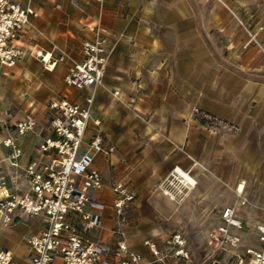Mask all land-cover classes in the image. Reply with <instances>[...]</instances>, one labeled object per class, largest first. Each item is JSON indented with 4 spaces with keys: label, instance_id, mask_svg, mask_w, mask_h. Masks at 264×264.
Instances as JSON below:
<instances>
[{
    "label": "crops",
    "instance_id": "1",
    "mask_svg": "<svg viewBox=\"0 0 264 264\" xmlns=\"http://www.w3.org/2000/svg\"><path fill=\"white\" fill-rule=\"evenodd\" d=\"M76 1L79 5L72 0H22V5L36 12L19 41L24 56L13 66L0 65V71L7 74L14 67L21 69L26 53L32 55L35 51L50 56L54 66H46L38 55L35 61L27 59L25 63L37 70L42 62L50 75L52 70L60 69L63 80L64 65L81 60V41L92 36L97 24L106 30L110 54L102 82L82 89L88 93L84 98L75 94L78 99L74 102L85 104L92 96L90 124L98 121L99 129L104 131V146H113L112 151L93 156L92 164L103 181L102 188L93 192L105 205L100 220L108 228L113 225L111 186L118 181L125 183L135 194L125 210L135 217L134 222L124 226L126 242L130 250L151 260L144 240L153 241L165 251L170 233L185 220L184 205L173 201L158 184L176 174L183 185L194 187L196 180L184 170L190 168L189 160L207 161L208 156L212 159L217 153L210 146L212 131L204 132L207 123L201 124L194 108L206 114L211 119L208 123L216 129L227 122L238 126L246 138L257 137L254 141L244 139L240 154L246 166L249 161L258 162L257 168L246 169V176L264 178V168L259 164L264 162V138L260 139L264 137V0ZM29 39L33 43L26 42ZM40 42L49 46L43 47ZM62 54L63 61H58ZM46 109L40 118L35 108H30L17 119L33 114L35 132L17 134V121L0 124V166L4 164L10 176L22 175L25 166L39 157L37 144L47 133ZM6 136L11 137L19 152L16 165L8 159L11 147L2 143ZM232 153L226 152L230 160ZM178 169L189 174L194 184H187ZM236 187L243 193L242 182ZM226 207L233 206H223L215 228ZM35 217H39L40 228L27 235L39 233L46 225L42 216ZM234 217L241 221V227L229 226L228 233L239 238L237 246H220L214 241L220 254L212 264L233 260L232 253L259 245L255 225L260 221L248 223L235 209ZM27 235L21 241L26 252L22 264H29L23 240ZM106 240L114 244L115 237L108 233ZM6 249L17 259L14 250ZM167 261L201 264L194 252L188 260L169 254Z\"/></svg>",
    "mask_w": 264,
    "mask_h": 264
},
{
    "label": "built area",
    "instance_id": "2",
    "mask_svg": "<svg viewBox=\"0 0 264 264\" xmlns=\"http://www.w3.org/2000/svg\"><path fill=\"white\" fill-rule=\"evenodd\" d=\"M74 5H79L72 0ZM36 16L30 7L20 0H0V65L13 66L24 56L19 41L29 22ZM238 22L242 21L237 18ZM148 24L146 20H143ZM106 30L95 25L93 34L81 41V60L64 65V82L76 89H86L101 84L110 49L106 46ZM38 55V53H37ZM40 56L46 66H54L50 56ZM64 55L57 57L63 61ZM92 96L80 104L66 97L49 101L46 109L47 133L40 138L36 151L39 157L28 163L20 176L10 177V186L0 184V221L10 225L17 220L42 216L45 227L37 234L23 238L29 264H168L167 257L189 259L184 248L186 240L179 228H175L165 241L162 251L153 241L144 240V245L153 256L151 260L129 249L124 226L135 221L125 210L134 200L135 194L123 182H115L111 189L114 198L111 207L113 225L106 227L100 218L105 205L93 194L103 186L101 173L93 166L97 152H110L113 146H104V138L93 121L90 127ZM195 114L201 112L194 108ZM206 117V114H201ZM33 114L14 125V131L23 135L35 132ZM94 127V128H93ZM89 132L88 140L84 141ZM2 143L11 147L8 156L16 165L19 155L14 141L6 136ZM23 180L25 185L22 186ZM20 182V184H19ZM236 194L242 190L237 187ZM221 223L212 231L213 240L220 246L228 243L237 246L239 238L229 236L228 227H241L234 217V207H226L221 214ZM259 245L246 246L232 253L234 258L223 264H264V221L255 225ZM115 237L114 244L107 242V234ZM0 264H20L12 251L0 249Z\"/></svg>",
    "mask_w": 264,
    "mask_h": 264
},
{
    "label": "rangeland",
    "instance_id": "3",
    "mask_svg": "<svg viewBox=\"0 0 264 264\" xmlns=\"http://www.w3.org/2000/svg\"><path fill=\"white\" fill-rule=\"evenodd\" d=\"M20 1L22 3V0ZM26 42L33 43V40L29 39ZM41 45L48 47L49 43H41ZM34 56H37L35 51L32 55L26 53L21 69L14 67L8 70L7 74H2L0 71V124L3 121L10 124L17 121L30 108H35L40 118L51 97L60 98L65 95L76 101L78 97L75 94L84 98L88 93L85 90L67 86L62 80L60 69L52 70L50 75L46 73L47 69L43 67L42 62L39 63L40 68L37 70L25 63L27 59L35 61ZM196 117L201 124L207 123L204 132L212 131L210 136H213V141L210 146L211 149L216 148L217 153L212 159L208 156L207 161L189 160L190 168L184 170L189 171L196 180L194 187L183 185L176 174L170 175L169 179L164 178L158 185L160 190L166 189L169 192L167 195L173 201L185 207L184 223L174 227V229L179 228L183 233L186 240L184 248L189 255L191 252L199 255L201 264H212L219 259L220 250L214 245L211 234L224 205L231 204L238 216L248 223L264 220V178L246 176V169L257 168L258 162L249 161L246 166V161L241 159L240 154L241 142L244 139L254 141L257 137L246 138L242 130L231 123L222 122L224 127L216 129L213 124L208 123L211 119L201 114H196ZM44 132L47 131L44 130ZM100 132L104 133L102 129ZM119 133L120 130L116 131L117 135ZM88 138L89 132L86 133L84 141ZM262 138L264 137L260 139ZM231 150L232 160L228 159L227 155ZM259 164L261 168H264V162ZM10 177L7 168L1 164L0 184H8ZM241 182L245 189L241 196H237L235 188ZM28 220L8 226H2L0 223V249L14 250L21 264L26 256L25 249L21 245L22 237L40 228L39 217H30ZM246 238L249 242L248 235ZM207 253L210 255L208 259L205 257Z\"/></svg>",
    "mask_w": 264,
    "mask_h": 264
},
{
    "label": "bare ground",
    "instance_id": "4",
    "mask_svg": "<svg viewBox=\"0 0 264 264\" xmlns=\"http://www.w3.org/2000/svg\"><path fill=\"white\" fill-rule=\"evenodd\" d=\"M38 55H41V53L40 52H38ZM44 58H45V60L48 58V55H45L44 56ZM52 67V66H51ZM178 172L181 174V176H182V178L185 180V182L187 183V184H194V181H193V179L191 178V176H189V174H187V173H185V172H183V171H181L180 169H178ZM183 180V181H184ZM186 184V185H187Z\"/></svg>",
    "mask_w": 264,
    "mask_h": 264
}]
</instances>
